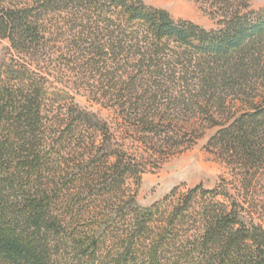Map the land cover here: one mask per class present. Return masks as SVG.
I'll list each match as a JSON object with an SVG mask.
<instances>
[{
	"label": "trees",
	"instance_id": "obj_1",
	"mask_svg": "<svg viewBox=\"0 0 264 264\" xmlns=\"http://www.w3.org/2000/svg\"><path fill=\"white\" fill-rule=\"evenodd\" d=\"M197 1L218 28L143 0H0V264H264V101L228 109L264 79V8ZM214 127L234 180L142 207L149 167Z\"/></svg>",
	"mask_w": 264,
	"mask_h": 264
},
{
	"label": "rangeland",
	"instance_id": "obj_2",
	"mask_svg": "<svg viewBox=\"0 0 264 264\" xmlns=\"http://www.w3.org/2000/svg\"><path fill=\"white\" fill-rule=\"evenodd\" d=\"M146 4L164 8L170 12L175 19L193 21L207 29L218 28V19L211 13L209 5L198 2L197 0H143ZM264 8V0H251L250 9L260 10ZM5 42H0V61L5 58ZM255 90L246 98L231 97L228 106L232 113L242 111L251 104H259L264 101V79L259 83H254ZM248 97V98H247ZM80 103L97 111L98 107H93L86 97L79 96ZM103 117L109 120L114 128L119 131L120 136L125 135L124 123H118L116 115L111 111L103 110ZM123 126V127H122ZM181 126V125H179ZM218 130V127L200 130L199 138L195 144L182 152L169 157L164 164L143 174L141 187L138 193V202L144 208H150L154 203L162 201L165 196L170 195L175 188L180 193H185L198 186L203 189H216L225 182L231 183L234 179V171L224 163L216 154L215 148H209L210 137ZM201 133V134H200ZM126 145L131 147L130 151L139 150L137 142L126 141ZM152 169V170H151ZM229 192L236 193L235 187L230 184ZM257 194L262 200L261 214L257 217V222H264V168L261 171V181L257 185Z\"/></svg>",
	"mask_w": 264,
	"mask_h": 264
}]
</instances>
